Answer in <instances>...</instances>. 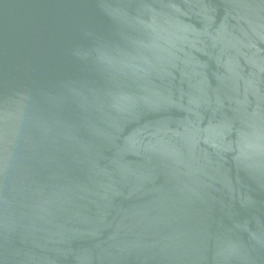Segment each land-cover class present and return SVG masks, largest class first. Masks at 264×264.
I'll use <instances>...</instances> for the list:
<instances>
[{
	"label": "water",
	"instance_id": "1",
	"mask_svg": "<svg viewBox=\"0 0 264 264\" xmlns=\"http://www.w3.org/2000/svg\"><path fill=\"white\" fill-rule=\"evenodd\" d=\"M0 264H264V0H0Z\"/></svg>",
	"mask_w": 264,
	"mask_h": 264
}]
</instances>
